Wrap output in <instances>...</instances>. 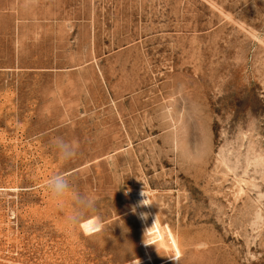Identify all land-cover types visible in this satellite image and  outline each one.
Here are the masks:
<instances>
[{
    "label": "rangeland",
    "instance_id": "1",
    "mask_svg": "<svg viewBox=\"0 0 264 264\" xmlns=\"http://www.w3.org/2000/svg\"><path fill=\"white\" fill-rule=\"evenodd\" d=\"M134 262L264 264V0H0V264Z\"/></svg>",
    "mask_w": 264,
    "mask_h": 264
},
{
    "label": "clouds",
    "instance_id": "2",
    "mask_svg": "<svg viewBox=\"0 0 264 264\" xmlns=\"http://www.w3.org/2000/svg\"><path fill=\"white\" fill-rule=\"evenodd\" d=\"M56 147L59 150V155L64 160H70L76 155L75 144L67 143L62 139H57ZM47 187L53 202L63 205L65 201H71L73 207L70 214L66 216V223L69 228H79L84 235L93 236L99 234L104 229V224L98 216H88L90 211L94 210L95 201L94 198L87 194H82L75 190L68 179L63 175H54L47 181ZM141 196L145 199L140 201V205H149L148 198L144 190L141 192ZM133 212L136 211L135 206ZM146 214H141V219H146ZM156 224V220L150 228H146L144 231L143 243L148 245H154L156 241L153 239V228ZM174 260V257H169ZM135 264V262H134Z\"/></svg>",
    "mask_w": 264,
    "mask_h": 264
}]
</instances>
